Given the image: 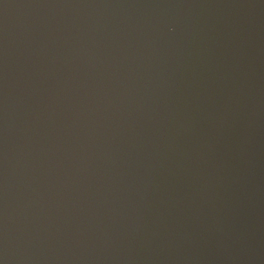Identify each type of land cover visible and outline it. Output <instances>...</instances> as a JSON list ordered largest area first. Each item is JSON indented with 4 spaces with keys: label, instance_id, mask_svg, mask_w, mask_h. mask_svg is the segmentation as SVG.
Segmentation results:
<instances>
[{
    "label": "water",
    "instance_id": "1",
    "mask_svg": "<svg viewBox=\"0 0 264 264\" xmlns=\"http://www.w3.org/2000/svg\"><path fill=\"white\" fill-rule=\"evenodd\" d=\"M0 264H264V0H0Z\"/></svg>",
    "mask_w": 264,
    "mask_h": 264
}]
</instances>
